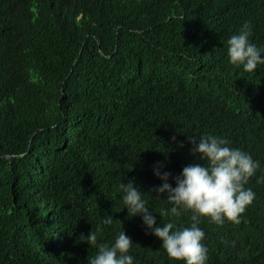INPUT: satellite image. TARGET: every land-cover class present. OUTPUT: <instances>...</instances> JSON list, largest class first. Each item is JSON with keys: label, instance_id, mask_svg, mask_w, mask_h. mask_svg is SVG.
Returning <instances> with one entry per match:
<instances>
[{"label": "trees", "instance_id": "obj_1", "mask_svg": "<svg viewBox=\"0 0 264 264\" xmlns=\"http://www.w3.org/2000/svg\"><path fill=\"white\" fill-rule=\"evenodd\" d=\"M245 20L264 45V0H0V264H87L80 235L107 213L118 221L98 238L121 222L133 264H183L128 215L119 182L167 221L153 163L174 185L201 133L260 161L240 223L201 218L206 264H264V65L227 55Z\"/></svg>", "mask_w": 264, "mask_h": 264}, {"label": "clouds", "instance_id": "obj_2", "mask_svg": "<svg viewBox=\"0 0 264 264\" xmlns=\"http://www.w3.org/2000/svg\"><path fill=\"white\" fill-rule=\"evenodd\" d=\"M252 33V21L245 20L227 39L229 62L248 72L264 65V45L254 42ZM187 139L192 145L189 151L198 154V160L185 164L172 177L174 185L169 180L171 172L162 170L163 162L153 163V172L162 182L147 192H155L152 196L158 198H161L159 194L166 193L161 199L167 201V206L161 207L158 213L160 217L167 216V221L160 219L157 222L153 208L145 199V191L131 179L127 183L120 180V199L130 217L141 216L145 231L161 240V246L170 258L182 260L183 264H206L208 248L204 242L205 229L200 226L201 218L207 217L216 224L240 223L242 213L256 196L246 184L260 167V161L247 150L232 146L224 136L201 133ZM187 210L191 211V222L177 225L174 218ZM114 221L118 220L107 213L95 230L91 228L87 235H80L81 240L96 249L94 255L87 257V264H133L135 257L130 252L133 241L121 227V222L111 243L98 238L102 226Z\"/></svg>", "mask_w": 264, "mask_h": 264}]
</instances>
